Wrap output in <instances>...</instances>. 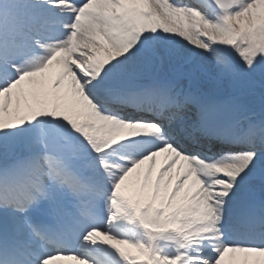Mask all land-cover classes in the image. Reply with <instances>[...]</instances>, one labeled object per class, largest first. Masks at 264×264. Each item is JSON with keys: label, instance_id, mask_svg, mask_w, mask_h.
I'll return each mask as SVG.
<instances>
[{"label": "snow or ice", "instance_id": "1", "mask_svg": "<svg viewBox=\"0 0 264 264\" xmlns=\"http://www.w3.org/2000/svg\"><path fill=\"white\" fill-rule=\"evenodd\" d=\"M0 264H264V0H0Z\"/></svg>", "mask_w": 264, "mask_h": 264}, {"label": "rangeland", "instance_id": "2", "mask_svg": "<svg viewBox=\"0 0 264 264\" xmlns=\"http://www.w3.org/2000/svg\"><path fill=\"white\" fill-rule=\"evenodd\" d=\"M157 166H159V162H158V165ZM133 252H135V250H132Z\"/></svg>", "mask_w": 264, "mask_h": 264}]
</instances>
